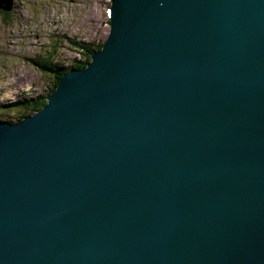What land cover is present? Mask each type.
Returning a JSON list of instances; mask_svg holds the SVG:
<instances>
[{"label": "water", "instance_id": "95a60500", "mask_svg": "<svg viewBox=\"0 0 264 264\" xmlns=\"http://www.w3.org/2000/svg\"><path fill=\"white\" fill-rule=\"evenodd\" d=\"M107 19L40 108L0 120V264H264V0Z\"/></svg>", "mask_w": 264, "mask_h": 264}, {"label": "rangeland", "instance_id": "374dc122", "mask_svg": "<svg viewBox=\"0 0 264 264\" xmlns=\"http://www.w3.org/2000/svg\"><path fill=\"white\" fill-rule=\"evenodd\" d=\"M109 1L12 0L7 18L0 13V120H18L21 112L15 113L10 104L43 92L54 79L29 58L51 56L67 66L82 59L68 38L103 41Z\"/></svg>", "mask_w": 264, "mask_h": 264}, {"label": "trees", "instance_id": "16d2710c", "mask_svg": "<svg viewBox=\"0 0 264 264\" xmlns=\"http://www.w3.org/2000/svg\"><path fill=\"white\" fill-rule=\"evenodd\" d=\"M0 13L3 15L4 18H7L9 14L8 11L0 10ZM67 42L69 43V46L75 48L78 50V52L82 55V59H73V63L70 65H67L66 67H82L85 62L89 60V53L93 49H97L100 47L102 42H94V41H82L77 40L76 38H68ZM29 60L37 67L40 71L49 73L53 76V81L51 85L44 90L43 92L36 93L35 95H26L21 96L18 100L13 101L11 107L17 112H21L19 116H22L24 114L32 113L33 111L40 108L43 103L45 102L44 96L47 92H50L56 85L57 82V75L62 72L60 70L61 67H64L63 64L60 63L57 59H54L51 56H35L32 58H29ZM64 67V68H66ZM2 106V105H1ZM18 116V117H19ZM17 117V118H18Z\"/></svg>", "mask_w": 264, "mask_h": 264}, {"label": "bare ground", "instance_id": "6f19581e", "mask_svg": "<svg viewBox=\"0 0 264 264\" xmlns=\"http://www.w3.org/2000/svg\"><path fill=\"white\" fill-rule=\"evenodd\" d=\"M102 44V43H101ZM49 93V92H48ZM44 99H45V96H44Z\"/></svg>", "mask_w": 264, "mask_h": 264}]
</instances>
